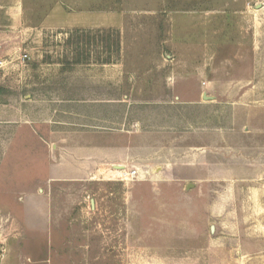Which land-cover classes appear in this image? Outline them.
<instances>
[{"label": "rangeland", "instance_id": "1", "mask_svg": "<svg viewBox=\"0 0 264 264\" xmlns=\"http://www.w3.org/2000/svg\"><path fill=\"white\" fill-rule=\"evenodd\" d=\"M29 2L0 41V240L34 194L50 264H264V0ZM28 119L112 133L143 178L47 183L40 143L7 154Z\"/></svg>", "mask_w": 264, "mask_h": 264}, {"label": "crops", "instance_id": "2", "mask_svg": "<svg viewBox=\"0 0 264 264\" xmlns=\"http://www.w3.org/2000/svg\"><path fill=\"white\" fill-rule=\"evenodd\" d=\"M32 6L42 7V4H30L29 0H0V41L4 40L8 28L13 23L19 25L20 18L23 21L24 9ZM72 6L74 7L76 4L69 5V7ZM67 7V0H58L57 4L54 5V8L59 9V14L64 12L65 15H67ZM2 48V43H0V49ZM112 65L109 63L102 66ZM0 96L2 97L3 95ZM1 103L0 99V105ZM35 122L34 119H28L25 123L26 126L16 129L15 137L10 140L11 146L7 154L10 155L17 142L19 143V137L21 138V136H26L25 141L28 146L32 142L40 143L49 153L50 161H43L44 168L48 174L47 183H78L87 180L95 172L99 171L100 165L109 167L101 169V173L108 172V174H112L111 168H116L118 172H122L121 168H126L117 160L116 152L124 160L125 156L128 155L129 146L119 144L114 140L94 138L95 135H112V133L83 129L78 124L67 125L61 122L57 124V127L51 126V122H49L48 125L42 124L43 126L40 128ZM9 155H6L5 159L8 160ZM5 164L7 165V162ZM37 164H34L31 169H36ZM10 167L13 168V164ZM140 174L143 178V174ZM36 183L44 182L37 181ZM26 199L30 203L24 206V211H29V208H31L29 212H33L35 216H40L43 220H46L48 223L47 227L46 224L37 223V218H35L37 221L34 218H29L31 216L28 217V214L24 211L22 218H19L15 212L10 211V220L12 222L8 229L10 234L5 240H0V264H50L51 256L54 255V247L59 248L61 244L58 238L57 245L52 243L51 240L54 232L61 231V227L57 228L54 224H51L52 209L47 197H36L34 194H27ZM28 231L43 233V235L47 234L48 244L43 246L44 250H47V258L43 255L44 253L35 254L36 238L27 240L24 234Z\"/></svg>", "mask_w": 264, "mask_h": 264}, {"label": "built area", "instance_id": "3", "mask_svg": "<svg viewBox=\"0 0 264 264\" xmlns=\"http://www.w3.org/2000/svg\"><path fill=\"white\" fill-rule=\"evenodd\" d=\"M28 56L29 55L27 53H23L19 56V60L23 62L28 58ZM6 66H7V60L0 57V77H1L2 72L5 70ZM140 177H141V174L139 170L137 169H123L122 170L121 178L123 180H134Z\"/></svg>", "mask_w": 264, "mask_h": 264}, {"label": "water", "instance_id": "4", "mask_svg": "<svg viewBox=\"0 0 264 264\" xmlns=\"http://www.w3.org/2000/svg\"><path fill=\"white\" fill-rule=\"evenodd\" d=\"M203 98H204V99H212L213 97H209V96L206 95V93H204ZM191 186H192V184L189 185L188 188H190Z\"/></svg>", "mask_w": 264, "mask_h": 264}, {"label": "trees", "instance_id": "5", "mask_svg": "<svg viewBox=\"0 0 264 264\" xmlns=\"http://www.w3.org/2000/svg\"><path fill=\"white\" fill-rule=\"evenodd\" d=\"M3 94V91H2V89H1V87H0V95H2Z\"/></svg>", "mask_w": 264, "mask_h": 264}]
</instances>
